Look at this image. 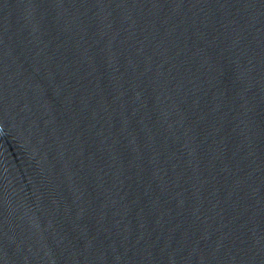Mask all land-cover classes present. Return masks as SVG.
Listing matches in <instances>:
<instances>
[{"label":"water","instance_id":"obj_1","mask_svg":"<svg viewBox=\"0 0 264 264\" xmlns=\"http://www.w3.org/2000/svg\"><path fill=\"white\" fill-rule=\"evenodd\" d=\"M0 264H264V0H0Z\"/></svg>","mask_w":264,"mask_h":264}]
</instances>
